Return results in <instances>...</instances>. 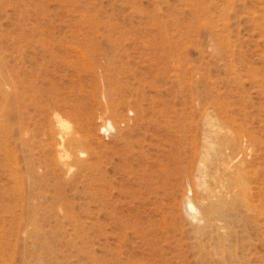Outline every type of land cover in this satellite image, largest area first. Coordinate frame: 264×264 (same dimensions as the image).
<instances>
[{"label":"rangeland","instance_id":"rangeland-1","mask_svg":"<svg viewBox=\"0 0 264 264\" xmlns=\"http://www.w3.org/2000/svg\"><path fill=\"white\" fill-rule=\"evenodd\" d=\"M263 10L0 0V264H264ZM210 110L243 147L240 199L229 229L200 231L182 202Z\"/></svg>","mask_w":264,"mask_h":264},{"label":"bare ground","instance_id":"bare-ground-1","mask_svg":"<svg viewBox=\"0 0 264 264\" xmlns=\"http://www.w3.org/2000/svg\"><path fill=\"white\" fill-rule=\"evenodd\" d=\"M260 26L264 29V23ZM259 86H264V84H259ZM211 112L210 110L207 113L208 119L203 132L204 137H202L204 147L201 148L203 149L202 154L196 166L197 196L192 198V195H186L182 202L185 215L200 231L205 228L211 230L229 229L234 221L237 222V201L240 199H238L239 193H237V171L239 170H237V160L242 154L243 147L237 150V136L226 128V125H222L221 119H219L220 121L214 119L215 116ZM54 114L59 122L62 121L58 110L54 111ZM114 128L112 120L109 119L104 129L112 131ZM59 142L61 144V149L58 147L61 152L60 160L65 167L74 162H81L84 150L80 146L82 142L78 133L73 130L67 131V133L63 132ZM66 142L71 148L70 151L65 147L62 148ZM239 145L241 146L240 143ZM241 166L243 168L242 164ZM244 200L245 198L242 202ZM231 257L233 258V255Z\"/></svg>","mask_w":264,"mask_h":264}]
</instances>
